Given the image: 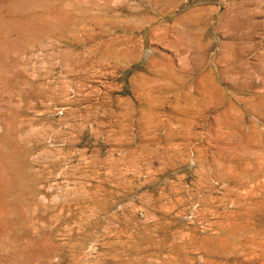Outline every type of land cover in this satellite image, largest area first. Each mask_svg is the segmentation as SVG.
I'll use <instances>...</instances> for the list:
<instances>
[{
    "label": "rangeland",
    "instance_id": "374dc122",
    "mask_svg": "<svg viewBox=\"0 0 264 264\" xmlns=\"http://www.w3.org/2000/svg\"><path fill=\"white\" fill-rule=\"evenodd\" d=\"M0 264H264V0H0Z\"/></svg>",
    "mask_w": 264,
    "mask_h": 264
}]
</instances>
